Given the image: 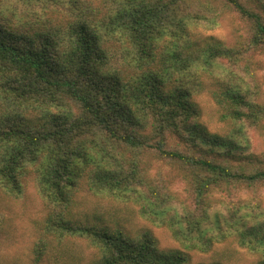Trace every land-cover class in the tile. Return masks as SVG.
<instances>
[{"label":"trees","instance_id":"obj_1","mask_svg":"<svg viewBox=\"0 0 264 264\" xmlns=\"http://www.w3.org/2000/svg\"><path fill=\"white\" fill-rule=\"evenodd\" d=\"M214 1L250 22L246 44H200L195 7L214 9L201 0H0V198L20 197L34 180L48 233L86 242L90 264H192L190 251L233 239L264 264L255 204L225 213L213 205L216 193L264 186V165L245 162L242 150L245 128L264 123V104L235 75L250 76V53L264 52V0ZM206 90L220 132L203 121ZM154 163L180 171L192 206L176 205ZM83 191L138 206L184 250L81 216ZM4 228L0 211V236Z\"/></svg>","mask_w":264,"mask_h":264},{"label":"rangeland","instance_id":"obj_2","mask_svg":"<svg viewBox=\"0 0 264 264\" xmlns=\"http://www.w3.org/2000/svg\"><path fill=\"white\" fill-rule=\"evenodd\" d=\"M201 2H209L214 9H202L197 5L195 7V11L201 13H198L200 17L191 31L200 44L215 42L234 48L249 41L251 25L248 20L224 7L221 2ZM250 60V76L236 68L237 82H240L255 100L264 104V52L250 53ZM228 66V63L223 62L218 70ZM198 100L203 112V121L209 130L222 131L224 125L220 122L221 110L209 90L204 91ZM245 133L242 150L249 158L244 161L264 165V123L258 128L246 127ZM154 167L155 170L164 171L171 191L177 199L176 205L180 208L192 206V198L180 171L172 167L166 168L160 163H154ZM213 199L216 211L223 210L224 213L227 209L239 210L242 205L255 204L254 207L264 219V186L254 191L240 189L237 194L231 193L229 196L216 193ZM77 202V211L83 213L81 216L96 215L113 226H123L136 232L150 231L161 249L184 250L167 228L145 220L139 213V207L134 204L93 196L88 191H83ZM0 211L5 218V228L0 236V264H90L95 257V250L86 242L76 238L59 240L48 233L45 225L49 210L38 192L36 182L32 179L27 181L20 197L0 198ZM190 255L192 264H257L260 259L257 254L240 246L234 239L216 244L210 252L190 251Z\"/></svg>","mask_w":264,"mask_h":264}]
</instances>
